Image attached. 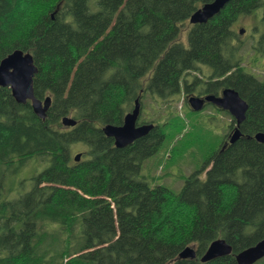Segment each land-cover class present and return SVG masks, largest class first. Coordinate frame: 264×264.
Instances as JSON below:
<instances>
[{
	"label": "trees",
	"instance_id": "trees-1",
	"mask_svg": "<svg viewBox=\"0 0 264 264\" xmlns=\"http://www.w3.org/2000/svg\"><path fill=\"white\" fill-rule=\"evenodd\" d=\"M210 1L0 0V60L16 48L31 53L34 94L51 98L40 119L0 86V264H237L235 254L264 237V143L254 138L264 132V79L242 64L233 29L262 8L263 29L252 35L260 60L264 0H229L190 24L184 43L181 27ZM196 72L217 78L208 88L236 90L247 109L241 135L173 191L141 173L164 123L124 147L102 127L121 124L138 95L175 100L199 84ZM65 115L76 124L63 126ZM31 160L44 167L5 189ZM218 238L231 253L200 261ZM186 246L194 258L178 257Z\"/></svg>",
	"mask_w": 264,
	"mask_h": 264
},
{
	"label": "rangeland",
	"instance_id": "rangeland-1",
	"mask_svg": "<svg viewBox=\"0 0 264 264\" xmlns=\"http://www.w3.org/2000/svg\"><path fill=\"white\" fill-rule=\"evenodd\" d=\"M261 14L262 8H258L248 14L240 15L234 22L233 29L239 35L243 45L242 64L260 79H264V55L258 60L252 47L253 37L258 38V31L263 29L260 22ZM189 26L190 23L185 22L181 27L180 39L184 43H186ZM242 28L245 30L239 33V29ZM184 97V92L169 102L163 100L156 102V98L149 94L141 97L139 120L164 123L163 128L166 132V137L159 149L143 161L141 173L146 175L150 182L153 179L154 183L164 184L173 191H178L185 177L199 168L208 156L222 144L229 129L228 125L232 122L231 115L217 111L212 106L197 111L188 109ZM81 151L83 148L74 144L70 155L72 157ZM34 162L36 161L31 160L22 166L11 179L7 178L4 181V188L6 189L11 184V180L16 182L20 178L30 177L44 167V164L37 165ZM24 188L28 190L29 185H25Z\"/></svg>",
	"mask_w": 264,
	"mask_h": 264
},
{
	"label": "water",
	"instance_id": "water-1",
	"mask_svg": "<svg viewBox=\"0 0 264 264\" xmlns=\"http://www.w3.org/2000/svg\"><path fill=\"white\" fill-rule=\"evenodd\" d=\"M229 0H212L204 3L195 10L189 17V22L204 23L213 15L218 13ZM244 29L239 32L242 33ZM37 72L31 53L23 49L16 48L0 60V86L10 88L11 95L19 103L30 101L33 112L40 118L45 119L46 112L51 104L50 96L39 99L33 90V76ZM205 101H209L216 106L227 110L235 119V126L229 136V142L233 143L240 135V123L245 118L247 103L239 96L236 90L231 87L222 89L219 96L207 95L204 99L196 96L188 98V102L193 110H200ZM140 112L139 98H135L133 108L124 115L121 125L107 123L102 127L106 136L114 139L116 147H124L131 144L135 139L145 135L153 128V123L136 125ZM61 122L65 126H73L76 121L70 116H63ZM254 138L264 143V132H257ZM81 153L74 155V160L79 161ZM232 247L223 238L212 240L200 257V261H208L216 257L230 254ZM196 252L193 246L183 248L178 257L194 258ZM237 264H255L256 261L264 257V237L254 245L242 249L235 254Z\"/></svg>",
	"mask_w": 264,
	"mask_h": 264
},
{
	"label": "flooded vegetation",
	"instance_id": "flooded-vegetation-1",
	"mask_svg": "<svg viewBox=\"0 0 264 264\" xmlns=\"http://www.w3.org/2000/svg\"><path fill=\"white\" fill-rule=\"evenodd\" d=\"M195 75V78H202V79H198V83L197 85H195L194 83H192V85L190 87H188V89H186V91L184 89H182L181 91L184 92V98H185V102H186V105L188 107V109L191 110L190 106H189V103L187 101V98L188 97H191V96H196V97H200L202 99H204L207 95H214V96H219L221 94V91L222 89L221 88H218V84H215V89L213 88H208V85H212L210 84L209 82L210 81H215L217 78L215 77H212L211 79H209L208 77H203L202 74H199V73H194ZM208 75V74H206ZM190 78L192 79V76H190ZM190 83V84H191ZM153 98H156V102H159V100H161L158 96L155 95L152 96ZM207 106H212L213 108H215L217 111H220L222 112V110L220 108H218L216 105H214L213 103L209 102V101H205L204 104H203V108L207 107ZM202 110V109H201ZM140 116V115H139ZM140 118V117H139ZM138 118L137 120V124H142V123H146V121H140ZM123 121V120H122ZM233 122V120H232ZM233 125L234 123H232V126H231V129L233 128ZM230 129V131H231ZM229 131V133H230ZM113 143H114V139H113ZM226 144L227 143V138L224 140L223 144ZM222 144V145H223Z\"/></svg>",
	"mask_w": 264,
	"mask_h": 264
}]
</instances>
